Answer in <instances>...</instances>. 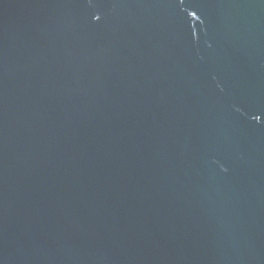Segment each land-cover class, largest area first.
Returning a JSON list of instances; mask_svg holds the SVG:
<instances>
[{
	"label": "water",
	"instance_id": "1",
	"mask_svg": "<svg viewBox=\"0 0 264 264\" xmlns=\"http://www.w3.org/2000/svg\"><path fill=\"white\" fill-rule=\"evenodd\" d=\"M0 264H264V0H0Z\"/></svg>",
	"mask_w": 264,
	"mask_h": 264
}]
</instances>
